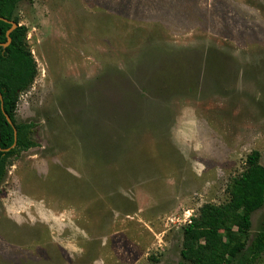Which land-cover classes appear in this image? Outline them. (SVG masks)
Here are the masks:
<instances>
[{
    "label": "rangeland",
    "instance_id": "rangeland-1",
    "mask_svg": "<svg viewBox=\"0 0 264 264\" xmlns=\"http://www.w3.org/2000/svg\"><path fill=\"white\" fill-rule=\"evenodd\" d=\"M15 15L38 68L16 120L37 145L0 184V264L183 260L200 206L230 199L253 150L264 165V0H20ZM263 221L264 206L247 247Z\"/></svg>",
    "mask_w": 264,
    "mask_h": 264
},
{
    "label": "trees",
    "instance_id": "trees-1",
    "mask_svg": "<svg viewBox=\"0 0 264 264\" xmlns=\"http://www.w3.org/2000/svg\"><path fill=\"white\" fill-rule=\"evenodd\" d=\"M19 1L0 0V184L7 176L9 159L37 145L31 137L35 124L16 120L19 96L38 72L27 41V26L20 24L15 15ZM11 20L18 26L10 33V44L4 46ZM260 160L259 150L248 155L246 168L235 177L227 202L200 206L183 228V260L166 264H255L260 260L264 253V221L247 247L252 213L264 206V165Z\"/></svg>",
    "mask_w": 264,
    "mask_h": 264
},
{
    "label": "water",
    "instance_id": "water-1",
    "mask_svg": "<svg viewBox=\"0 0 264 264\" xmlns=\"http://www.w3.org/2000/svg\"><path fill=\"white\" fill-rule=\"evenodd\" d=\"M11 22H12V27L8 30V36H9V39H8L7 42L3 43L4 46L9 45V43H10V41H11L10 32H11L14 28H16V26H17V22H15V21H11ZM0 96H1V93H0ZM6 116H7L8 122L11 123V124H13V120H12V118H11L7 113H6ZM16 133H17V131H16V129H15V134H16Z\"/></svg>",
    "mask_w": 264,
    "mask_h": 264
},
{
    "label": "flooded vegetation",
    "instance_id": "flooded-vegetation-1",
    "mask_svg": "<svg viewBox=\"0 0 264 264\" xmlns=\"http://www.w3.org/2000/svg\"><path fill=\"white\" fill-rule=\"evenodd\" d=\"M19 2H20V1H19ZM19 2H18V3H19ZM18 3H17V5H18ZM11 21H14V20H11ZM15 22H16V21H15ZM11 23H12V22H11ZM19 23H20V22H19ZM17 26H18V23H17ZM17 26H16V27H17ZM11 27H12V26H11ZM11 27H10V28H11ZM14 29H15V28H14ZM12 31H13V30H12ZM12 31H11V32H12ZM11 32H10V33H11ZM7 33H8V32H7ZM10 42H11V41H10ZM4 43H5V42H4ZM9 44H10V43H9ZM7 46H8V45H7ZM0 97L2 98V95H1Z\"/></svg>",
    "mask_w": 264,
    "mask_h": 264
}]
</instances>
